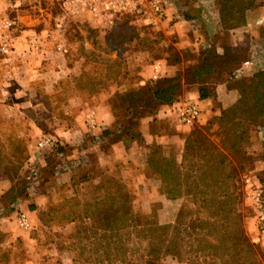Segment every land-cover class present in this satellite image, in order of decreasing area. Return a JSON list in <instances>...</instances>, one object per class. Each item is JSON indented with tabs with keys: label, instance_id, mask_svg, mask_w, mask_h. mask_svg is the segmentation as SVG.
I'll return each mask as SVG.
<instances>
[{
	"label": "rangeland",
	"instance_id": "rangeland-1",
	"mask_svg": "<svg viewBox=\"0 0 264 264\" xmlns=\"http://www.w3.org/2000/svg\"><path fill=\"white\" fill-rule=\"evenodd\" d=\"M177 1H179L180 11L184 15L196 19L191 21V24L181 21L179 25H175L180 20L174 18L169 22V26L161 28L143 21L142 16H126L137 18L134 22L136 25H133L136 28L130 27L129 30L117 27L116 24L95 27L86 20L71 18L55 0H27L21 6H17L13 1H8L5 8L8 14L18 21L13 39L14 47L29 49L32 42L34 40L38 41L39 38L40 42L46 43V46L43 47H57L59 43L64 44L68 48V51L64 54L70 61V65L75 68L68 74L72 77L79 72L78 66H80V63L78 62L81 56H86V61L88 59L93 62L96 60L90 70L85 66H81L82 71H88L87 74L90 77L102 78L104 75L108 78L113 76L114 68L110 64L107 66L103 63L107 62V59L114 60L115 53L107 55L102 47H124L123 53L126 47H144V42L149 47H153L152 55L145 57L147 59V63L143 65L145 67L150 66L158 59H162L158 56H170V59L179 58V63L173 65L175 68L165 66V71L161 77L169 73H183L188 67L195 66L199 62L201 51L208 47H214L218 53H225L229 59H232L227 64V67L231 66L230 72L223 76V83L227 87L228 84L234 85V83L248 79L255 72L264 70V0H255L257 5L246 11V22L249 21L250 25L245 23V25L228 30L225 29L222 23L217 3H212V1L206 3V0H196V3L194 1L190 2L191 0ZM260 6L261 8L258 9ZM202 9L208 20L202 15ZM214 12L215 17L220 20L218 22L220 28L218 29L215 26L217 32L210 33L213 31L211 25L214 21ZM181 20L183 19L181 18ZM142 27H148L146 35H143L140 31ZM238 27H242V30H236ZM32 28L36 29L37 32L35 30L30 31ZM122 29L124 31H121ZM45 32L47 34L41 37L40 35L43 36ZM126 33L129 36L125 40L123 37ZM161 36L164 38L163 40ZM165 42L168 43V46H165ZM162 44L163 46H161ZM80 47H84L86 52H81ZM162 47L169 48L165 51L162 50ZM175 54L176 56H174ZM14 55L10 56L8 60H11ZM57 57L59 61L60 56ZM249 58L254 59V66L241 77L235 78L236 70ZM61 61L64 63L62 58ZM167 61L169 62V60ZM120 64L122 65L117 71V76L119 80L123 81L130 71V67L123 60ZM40 65V63L36 64V67L41 68ZM57 68L61 70L59 63ZM95 70L100 72L99 75L96 76ZM135 72V77L140 75L138 71L135 70ZM149 75L151 77L152 72H149ZM213 77V80H220L217 76ZM158 78L153 77L151 79ZM8 82L10 83L5 84L7 94L11 95V90H14V92L19 91L18 96H12L16 102L20 103L18 108L26 110L29 106H26L23 101L25 96L22 91L23 85L15 80ZM219 84H222V81H217L214 84L210 83L208 86L211 90H216ZM37 85L41 90V85L39 83ZM190 86L193 85H184L182 94L190 90ZM233 94L225 103L217 98L218 95L212 96L213 110H216V112L204 122L199 121L203 118L200 116L201 118L193 126L207 127L211 139L218 145L220 136L216 134V131L219 129V123L215 121V117L229 111V106L233 103L232 100L235 97L237 98L238 91L235 90ZM55 98H57L55 100V113L58 115V121H61V124L64 125H72L75 119L73 114L68 115L65 112L62 95L57 97L56 94ZM8 100L10 103L14 101L7 98L6 102ZM230 101L232 103L228 104ZM177 104L172 108L171 112L173 114H176ZM224 105L227 106L224 107ZM44 113L47 116L50 114L45 108ZM4 122L6 123L7 120L4 119ZM151 123L153 129L171 125L168 121L161 122L156 118ZM46 126L45 129L34 134L17 131L14 124H7L8 130L0 131V264H140L146 254L147 247V240L143 235L144 231L136 238L129 230H124L122 232L123 247L119 250L118 260L114 261L104 260L101 248L99 250L94 249V240L91 235H87L88 232L82 231L79 238L80 244H76L75 235L78 224L84 225L86 223L85 225H89L92 220V218L83 219L84 214L80 211L82 205L86 200L91 199L95 190L98 194L102 193V190L96 189L97 183H99L95 181L96 177L85 183L79 182V179L84 177L86 171H89L87 175L90 176H96L101 169L106 170L107 173H112L122 185L121 191L127 192L130 206L133 212L140 215L142 223L155 221L160 224H173L184 200H171L165 197L159 189L156 174L152 173L149 168L143 170L140 164H137L139 163L138 157L144 152V142H140L139 145L134 144L131 149V154L136 158V162H121L112 167L102 168L100 162L96 161V163L87 164L84 167V157L79 149L83 138L82 136L81 138L78 137L80 135L78 133L75 138L76 141L73 142L74 144L64 143L65 153L57 158L51 159L49 157V163L46 165L42 158L45 155L48 158L47 152L51 150L39 151L36 147L37 140L42 134L56 135L53 131L54 125L51 122H46ZM51 127L53 128L51 129ZM248 129L250 133L249 151L254 156L253 169L240 171L241 195L237 200V208L241 215L242 231L244 230L245 236L255 245L257 251L264 253V237H259L261 222L251 198V193L254 191L261 192L264 197V118L260 124L249 122ZM62 137L60 138L63 139ZM165 150L175 155L180 161L184 146L180 149L177 143H172ZM94 161V158H92V162ZM92 167L93 171L86 170L87 168L92 169ZM32 168H37L39 176L48 183L52 180L53 184H49L47 187L48 193L50 192L49 199H46L47 195L40 196L35 190H30L31 195H27L25 191L26 177L30 174ZM126 170H129L132 174L129 180L123 178ZM15 198H18L16 207L11 205L12 200ZM178 203H180V206ZM32 208L34 209L32 210ZM49 208L53 209L48 211ZM18 211L28 214L31 220L29 229L21 228L17 224ZM75 218L78 219L75 221ZM182 234L188 236L186 231H183ZM196 244V241H194L193 245L196 246ZM259 259L264 264L261 255H259ZM156 264H177V262L172 260L171 256H167Z\"/></svg>",
	"mask_w": 264,
	"mask_h": 264
},
{
	"label": "trees",
	"instance_id": "trees-1",
	"mask_svg": "<svg viewBox=\"0 0 264 264\" xmlns=\"http://www.w3.org/2000/svg\"><path fill=\"white\" fill-rule=\"evenodd\" d=\"M216 2L227 30L245 24L246 11L257 5L255 0ZM136 19L120 15L115 24L129 30L130 27L136 28L133 26ZM146 29L148 27L140 29L143 35H146ZM128 36L126 33L123 38L126 40ZM161 39L164 38L161 36ZM167 44L165 42V46ZM147 46L144 42V47L135 49L141 48L152 55L153 47ZM102 48L107 54L113 50L122 54L124 50V47ZM168 48L162 47V50L167 51ZM158 58L169 60L170 63H167L170 65L179 63L178 57ZM231 60L225 53L220 54L216 48L208 47L201 51L198 64L188 67L183 73L150 79L146 85L116 93L112 101L116 110L115 128L104 129L100 137L107 136L113 142L128 144L145 142L140 129L143 118L155 117L163 105L177 103L184 85H196L200 99L214 96L216 90H211L208 85L217 81L223 83V76L231 70V66L227 67ZM213 76L220 80H213ZM228 87L230 92L237 90L238 94L229 111L215 117L219 123L216 131L220 136L219 145L211 139L205 126L193 127L187 134L180 161L160 144L146 145L145 168L156 174L161 193L171 200H184L175 222L171 225L155 221L142 223L140 215L133 212L130 206L127 192L121 191L122 185L116 177L106 174L96 186L102 193L98 194L95 190L91 199L82 205L80 211L84 214L83 219L92 220L89 225L78 224L76 244H80L82 231L88 232L87 235L94 240V249L101 248L104 260H118L119 250L123 247L122 232L127 229L136 238L144 231L147 247L140 264H156L167 256H171L177 264H262L259 255L264 260V253L257 251L242 231L237 200L241 195L240 171L253 169L254 156L249 151L248 124H260L264 118V70L234 85L228 84ZM65 151V144L57 141L55 148L47 152L48 158L45 155L42 161L47 165L49 157L57 158ZM88 172L79 182L93 180L95 175H87ZM100 172L103 175L106 173L102 169ZM49 184H53L52 180L48 183L39 176L37 182L33 183L27 176L25 191L27 195H31L30 190H35L49 196ZM17 201L18 198H15L11 205L16 207ZM183 231H186L187 237L182 234ZM194 241L196 246L193 245Z\"/></svg>",
	"mask_w": 264,
	"mask_h": 264
},
{
	"label": "crops",
	"instance_id": "crops-1",
	"mask_svg": "<svg viewBox=\"0 0 264 264\" xmlns=\"http://www.w3.org/2000/svg\"><path fill=\"white\" fill-rule=\"evenodd\" d=\"M193 1L195 2L196 0H191L190 2ZM209 1H212V3L215 4L217 3L215 0H206L205 2L207 3ZM174 3L175 9H172L171 16L160 23L153 25L166 28L169 26V22L174 18H179L180 20L176 22L175 25H179L181 21L191 24V21L196 20L188 15L185 16L182 11H180L181 9L178 5L179 1L174 0ZM259 8H261V6L258 7V9ZM202 15L207 18L203 9ZM215 16L214 12V21L211 25L213 31L210 33H216L217 28H220V24H218L220 20ZM181 18L183 20H181ZM142 20L148 22V24L150 23L145 19ZM246 23L250 25L249 21ZM215 26H217V28ZM34 30L37 32L34 28L30 29V31ZM236 30H242V27H238ZM46 34L47 33L45 32L43 36H40L44 37ZM45 44L46 43L44 42H40L39 38L38 42L35 44L39 47H33L34 45H31L32 47L30 46L29 49L17 47L14 52L15 55L11 60L0 59V131L8 130L7 124H14L17 131L34 134L42 129H45L46 122H51V124L54 125V128L51 127V129L53 128V131L56 133V135H52L57 141L63 144L66 142H75V138L78 133L80 134L78 137L80 136L81 138L82 136V145L79 149L84 157V167H86L87 164L92 165L96 163V161L100 162V167L102 168L112 167L121 162H136V158L131 154V149L134 144L139 145L140 143L137 141L129 144L123 141L113 142L110 137H100V134L104 129L115 128L116 110L113 106V98L118 92H124L132 87L146 85L148 81L154 77L156 67L160 68V72L157 77H161L165 71V66L173 68H175V66L168 64L166 60L162 58L154 61V63L150 66L145 67L143 66L145 65L144 63H147V59H145V57H149V52L141 48L135 50V47H128L122 54H118L117 50H113L111 53H115V59H107V62L103 63L104 65L107 64V66L110 64V66L114 68L115 72H112L113 76H109L108 78L104 75L102 78L90 77V75L87 74L88 71H82L81 66H85L88 70H90L96 60L94 62L89 59L86 61L87 57L81 56L78 62L80 63V66H78L79 72L72 77V75L68 76V74L75 68L70 65V61H68L67 56L64 54L68 51V48L67 51L64 52L57 50L56 47H43L46 46ZM80 48L81 52H86L84 47ZM57 56H60L59 61ZM61 58L64 60V63H62ZM122 60L130 67V71L126 74L123 81L119 80V77L117 76V71H119L120 65H122L120 64ZM39 63L41 64V68L36 67V64ZM58 63L62 71L57 68ZM135 70L140 73V75H136L137 78L134 76V73H136ZM95 71L96 76L99 75L100 72L97 70ZM149 72H152L151 77ZM172 74L174 73H169L168 75ZM14 80L23 85L22 91L25 94L23 101L26 106H29L26 110L19 109L18 104L20 103L16 102L13 97L16 95L18 96L19 91L14 92V90H11L12 93L10 95L7 94V91L5 90V84L10 83L8 81L13 82ZM96 80L97 82H95ZM38 83L42 87L41 90H39V85H37ZM89 85L91 86L88 88ZM56 94L57 97L62 95L65 112L68 113V115L73 114L75 121L72 125H64L61 124V121H58V115L55 113V100H57V98H55ZM216 95H218V99L225 103L234 94L230 92L226 84L222 83L216 88ZM7 98L14 101L10 103L8 100V102H6ZM183 100L192 101L198 105L200 109V116L203 117H199L201 118L199 119L201 122L206 121L207 118L216 112V110H213L214 107L212 97L200 99L198 87L196 85L190 86V90L185 91L177 103ZM232 102L230 101L228 104H231ZM177 103L172 105H163L155 117L148 116L141 120L140 129L145 140V151L142 152L140 157H138L139 163L137 164H140V167H142L143 170L146 167V145L155 143L162 145V147L166 149L169 148L172 143H177L180 149L181 147L183 148L185 138L192 130L194 124L182 122L179 119L177 112L176 114L171 112L172 108ZM225 106L227 105H224V107ZM44 108L50 112L48 116L44 113ZM89 115H93L97 122V126L94 128L87 122ZM155 118L161 122L168 121L171 125H161L162 127H155V129H153L151 121ZM4 119L7 120L6 123L4 122ZM60 134H64L65 138ZM92 158H94V162H92ZM106 174L113 175L110 172L107 173V171L104 175L100 172L94 176L96 177L95 181H101ZM131 177L132 174L130 171L126 170L123 175L124 180H129ZM40 196L45 195L40 194ZM46 199H49V196H46ZM179 204L180 203H178V205Z\"/></svg>",
	"mask_w": 264,
	"mask_h": 264
},
{
	"label": "built area",
	"instance_id": "built-area-1",
	"mask_svg": "<svg viewBox=\"0 0 264 264\" xmlns=\"http://www.w3.org/2000/svg\"><path fill=\"white\" fill-rule=\"evenodd\" d=\"M13 1L17 6H21L27 0H0V59H8L15 52L13 39L15 29L18 27L16 18L8 14L5 8L6 2ZM63 8L64 12L71 18L83 19L95 27L115 25L116 19L120 15L142 16L152 24L160 23L169 18L172 9H175L174 0H55ZM178 13V12H177ZM38 41L34 40L31 45ZM57 50L67 51L64 44L59 43ZM253 58L245 60L236 70L235 78L241 77L248 69L253 67ZM160 68L156 67L154 78L158 76ZM179 119L184 123L194 124L200 117V109L195 102L183 100L176 106ZM87 122L91 127H96L97 122L93 115H89ZM57 140L52 134H42L37 140L36 147L39 151L52 150L55 148ZM39 178L37 168H32L28 179L36 183ZM251 198L258 211L261 222V234L264 237V197L261 192L254 191ZM17 224L24 229L31 227V220L26 212L18 211Z\"/></svg>",
	"mask_w": 264,
	"mask_h": 264
}]
</instances>
